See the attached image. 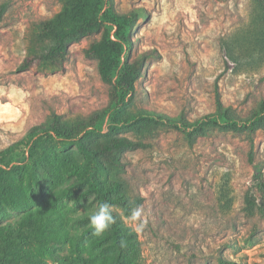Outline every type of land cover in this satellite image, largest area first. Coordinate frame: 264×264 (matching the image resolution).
<instances>
[{
	"label": "rangeland",
	"instance_id": "obj_1",
	"mask_svg": "<svg viewBox=\"0 0 264 264\" xmlns=\"http://www.w3.org/2000/svg\"><path fill=\"white\" fill-rule=\"evenodd\" d=\"M2 6L0 149L54 115L81 121L107 106L109 86L100 79L98 59L87 54L103 32L71 42L66 60L56 67L33 52L41 45L36 25L58 13L63 0H0ZM106 7L122 14L142 11L132 55L149 54L133 98L122 104V117L161 116L134 129L117 124L120 136L146 145L120 159V180L142 201L143 229L134 230L125 210L112 206L139 241L140 264H264V196L253 179L259 172L264 181V124L253 136L243 129L264 101V52H251V44L237 40L259 13L255 3L106 0ZM26 59H34L30 68L17 72ZM218 102L238 130L210 125L205 136L190 142L178 122L203 118L223 124ZM79 194L62 201L69 215H88L97 204L92 195ZM22 215L7 210L0 225ZM88 225L74 227L85 233ZM24 251L37 259L33 264H84L68 244L30 243ZM82 257L90 264L88 256Z\"/></svg>",
	"mask_w": 264,
	"mask_h": 264
},
{
	"label": "trees",
	"instance_id": "obj_2",
	"mask_svg": "<svg viewBox=\"0 0 264 264\" xmlns=\"http://www.w3.org/2000/svg\"><path fill=\"white\" fill-rule=\"evenodd\" d=\"M253 2L259 13L253 25L237 40L251 44L248 47L251 52L262 53L264 0ZM3 9L4 6L0 19ZM141 15L140 9L128 14L117 13L106 7V0H63L58 13L36 25L39 32L36 42L41 45L39 51L33 52L34 57L56 67L63 65L71 42L103 32L101 40L92 43L87 54L98 59L100 79L109 86V101L104 109L86 120L54 115L49 122L32 126L20 139L0 149V220L5 218L7 210L23 212L17 222L0 225V264L36 263L37 259L24 251L30 243H55L59 248L68 244L73 255L84 264L83 255L88 256L90 264H140L139 241L122 225L114 209L115 223L97 237L88 235L94 231L89 225L85 233L74 227L75 223L89 221V214L69 215L65 211L69 208L62 201L80 192L77 197L92 195L97 203L119 206L127 215L133 207L141 205V198L132 197L120 180V159L124 153L146 145L120 136L117 127L123 122L134 129L145 122H157L154 117H161L158 114L122 117V104L125 99L133 98L149 55H132L133 30ZM108 26L115 33L111 35ZM33 61L21 62L17 72L28 70ZM217 114L224 119L223 124L202 122L203 118L178 123L190 142L205 136L210 125L221 131L238 130L220 102ZM244 122L243 129L253 136L264 124V101ZM253 179L256 189L264 196L261 174L256 172ZM65 259L75 260L74 257ZM227 263L220 260V264Z\"/></svg>",
	"mask_w": 264,
	"mask_h": 264
},
{
	"label": "clouds",
	"instance_id": "obj_3",
	"mask_svg": "<svg viewBox=\"0 0 264 264\" xmlns=\"http://www.w3.org/2000/svg\"><path fill=\"white\" fill-rule=\"evenodd\" d=\"M94 198V196L91 197V199ZM71 204L72 202L69 203V205ZM79 212L80 211H77V213ZM143 212L142 206L133 207L130 215L127 217V220L131 222L136 231H141L144 227V222L142 220ZM88 219L89 226L94 229L92 234L97 237L103 235L115 223V219L112 215V206L107 202L97 203L89 214Z\"/></svg>",
	"mask_w": 264,
	"mask_h": 264
}]
</instances>
